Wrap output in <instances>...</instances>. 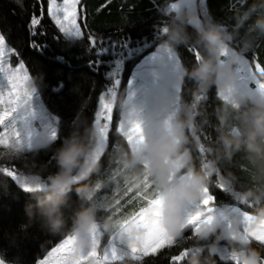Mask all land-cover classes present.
<instances>
[{
    "label": "snow or ice",
    "instance_id": "snow-or-ice-1",
    "mask_svg": "<svg viewBox=\"0 0 264 264\" xmlns=\"http://www.w3.org/2000/svg\"><path fill=\"white\" fill-rule=\"evenodd\" d=\"M16 3L23 8L22 0H16ZM40 5L39 14L34 10L29 15V21L26 25L30 41L29 47L33 50L42 52L48 45L34 39L38 35L45 15L44 0H36ZM199 4L203 18L211 24V17L206 9V0H179L167 5L161 11L165 17H169L172 12H178L182 6L189 8ZM247 0H234L229 5L230 10H235L237 5L243 7ZM78 5L81 11L78 14ZM106 6V5H105ZM35 9V5L32 6ZM26 11V10H25ZM47 16L54 22L58 32H60L68 43L79 42L87 36L89 51H94L95 59L89 61V67L94 71H99L101 66H106L108 71L104 73L107 84L98 95L96 109L92 113V119L89 121L95 129L92 139L95 142V150L90 153V157L97 163L108 153L109 144L113 152L123 148L126 153H138L147 146V138L143 122L134 119L135 108L133 101L136 92L133 90V81H128L127 103L120 106L117 115L116 101L121 86V72L125 59L132 53L130 52L129 38L114 41L111 37L97 36L93 32H85L86 24L78 22L83 20V8L81 0H47ZM188 25L195 30L203 27L197 17H190ZM227 30V26L224 25ZM154 34L150 42L152 47L157 49L159 56L154 55L153 60L159 59L161 63V76L167 86L162 92L164 97L173 98V107L165 109L166 118L162 123V131L158 135L171 133L173 130V120L181 104V96L186 89L187 76L184 72L185 64L180 47L192 57L189 64L198 63L202 59L200 48L191 43L181 44L178 47L160 46V40L165 38L168 31L163 25H154ZM40 35L45 33L39 32ZM230 43L235 41L236 47H239V40L232 35L227 37ZM236 47L221 45L220 63L223 64V57L233 56L234 61V88L240 94L255 98L264 96V64H261L258 58L253 57L250 61L245 55H237ZM110 59H103L104 57ZM15 58L16 63L13 64ZM218 79H223L224 74L218 73ZM40 74L32 77L25 61L17 48L10 46L4 32L0 31V161L7 159L9 163H0V176L9 180L26 194L38 191H46L48 187L47 178L41 175L27 174L19 170L13 161L21 158L25 153L33 150H46L49 146L55 144L59 139L60 117L52 113L40 102V93L35 80L40 79ZM65 87L62 81L57 87L51 88L56 93L59 89ZM232 89L217 90V98L221 101L230 100ZM201 102L207 99V94H201L197 97ZM233 106L239 109L241 106L232 101ZM86 105L81 107L84 111ZM78 118V117H77ZM39 121L40 130L36 129L35 123ZM76 121H73L75 124ZM195 125L186 130L188 143L185 144L187 152L191 155V149L195 146V155L201 168H209L207 141L210 137L204 129L193 131ZM123 141V146L121 145ZM63 143V141H60ZM5 150H7L5 152ZM55 162V156L50 157L49 164ZM121 164L120 160L116 161ZM151 166V157L145 158L142 167L145 171L141 174L139 181L140 187H137V178L132 176L129 179L121 181L122 187H117L114 191V202L105 206L99 200H94L96 212L101 210L110 212L114 220V227L111 233L102 230L100 223L94 224L86 233L88 240L86 247L77 249L75 241L79 233L70 232L59 243L41 259L38 264H117L129 258L135 264H144L148 259H155L163 256L167 264H184L190 255H202L208 252L212 256H217L220 260L231 261L232 264H241L240 253L228 249L225 241L216 248H210L209 243L203 246L184 247L183 244L189 239H196V234L202 223L211 222L214 214L223 221L221 231L225 235L231 233L233 228V219L237 221L236 227L240 233L250 242L255 244L262 252V261H264V220L256 221L250 212L243 210L239 205H245L248 208H255L257 204L250 201L241 202L238 198L234 200V206L231 214H225L221 206L216 205V196L211 192L210 186L201 189V197L198 201H186L188 204H195V210L183 214V221L180 225L183 236L180 238L170 234L163 226L162 219L164 213V202L166 199L167 188L178 183L185 173H189L187 161L182 159L175 162V171L168 175V185L156 187L151 183L150 172L147 171ZM35 167V164H33ZM218 167L211 168L209 176H216L215 187L223 193H236L230 184L220 176ZM121 172V168L113 170L109 174L110 180H115ZM90 175L74 174L71 178L73 186L89 178ZM101 183L94 185L95 191L100 190ZM143 202V206L130 216H122V210L128 203ZM151 209V210H149ZM98 221H100L98 219ZM242 225V229H241ZM137 231L133 233L132 227ZM191 232V237L185 235ZM215 231V230H214ZM121 232L124 235H121ZM107 236V240L102 246V238ZM127 237V239L125 238ZM180 247V251L175 255H166L173 247ZM0 264H8L5 259L0 258ZM18 264V262H17Z\"/></svg>",
    "mask_w": 264,
    "mask_h": 264
},
{
    "label": "trees",
    "instance_id": "trees-1",
    "mask_svg": "<svg viewBox=\"0 0 264 264\" xmlns=\"http://www.w3.org/2000/svg\"><path fill=\"white\" fill-rule=\"evenodd\" d=\"M170 2L171 0H81L83 20L78 19V22L82 24V28L86 24L85 32L90 31L97 36L111 37L114 41L122 40L125 37L129 38V50L132 55L125 59L122 66L121 86L116 101L117 110L124 98L126 83L132 68L141 57L155 49L150 44L154 34L153 26L163 25L166 22L168 17H165L161 10ZM233 2L234 0H206L205 6L208 15L211 17V23L226 25L227 30L232 31L235 23L234 14L251 5L254 0H247L245 6L240 7L237 5L235 10H230L229 5ZM256 2L259 3V0H256ZM22 4L23 8L16 3V0H0V31L4 32L10 46L19 50L31 76L36 77L37 74H40L41 78L35 80L40 98L47 109L60 117L61 123L58 129L60 139L55 144L49 146L46 150H33L25 153L13 163L19 170L27 174H36L47 178L49 174L57 171L56 162L49 164V160L61 145L60 141H64V138L73 131L79 134L84 131L85 127L91 126L89 121L92 119L98 95L107 84L104 73L108 71V68L101 66L97 72L89 67V61L95 59V54L94 51H89L87 36L79 42L68 43L65 41L63 35L58 32L54 23L47 16V0H44V19L38 29V35L34 39L48 45V47L43 49L42 52L31 49L29 47L31 38L26 25L32 11L35 10L39 14L40 5L36 4V0H22ZM33 5H35V9L32 7ZM80 11L81 6L78 5V14ZM198 12L201 24L203 26L209 25V22L203 18L200 6ZM173 14L172 12L170 16ZM257 14L259 12L254 14L245 24V28L240 30L241 35L251 25ZM188 31L195 38L196 30L188 25ZM39 32L45 34L40 35ZM236 39L240 42L239 47H236L235 41L230 43L229 46L239 49L241 41L239 38ZM161 41L162 39L159 41L160 45H164ZM200 50L202 52V49ZM179 51L185 67L191 68L194 64H189L192 57L183 47H180ZM243 55L250 61L253 57L258 58L259 62L264 64V37L257 36L252 47ZM103 59L107 60L110 57L106 56ZM62 81H64L65 87L59 89L56 93L52 92L51 88L57 87ZM185 83L186 89L181 96L178 113L192 102L191 89L194 87V83L189 79ZM206 94L207 99L205 101L201 102L199 100L200 111L195 122L189 125L188 128L195 125L193 131L204 129L210 137V140L207 141L208 150L209 145L215 141L218 135V113L223 106V101L217 98L216 86H211ZM83 105H86V107L84 111H81ZM74 120L76 121L75 124H73ZM232 124L238 125L239 121H232ZM186 143H188V137L185 134ZM121 145L123 146L122 140ZM128 154L123 148L113 152L110 142L108 153L99 162L97 170L92 172L88 179L73 186L69 194L72 204L75 206L79 203L76 187L84 184L94 186L96 183H101L102 187L100 190L95 191L94 200H99L105 206L112 204L114 199L118 198L114 197V191L117 187H122L121 181L134 176L131 173H128L127 176L121 175L120 172L115 180L109 179V174L113 170L121 168V164H117L116 161L120 160L121 162ZM211 158L208 154V159ZM0 163H9V161L5 159ZM33 164H35V167H33ZM191 165L196 170L201 169L195 155L194 145L191 149ZM259 166L260 161L249 158L243 149L235 153L231 160L221 159L216 164V167L221 170V177L226 176L228 173L233 174L234 184L230 186L239 190L248 187L259 188L264 183V181L258 179ZM216 180L217 177L212 176L206 185L211 187V192L216 196V204H234L231 193H223L217 190L214 186ZM34 203L35 198L31 194L24 193L9 180L0 176V258L5 259L8 264H17V262L18 264H37L39 259L43 258L53 246L71 232L70 220L65 229L58 234H51L41 228L38 220H33L27 229L22 228V225L29 224L25 207ZM142 206V201L128 203L123 208L121 215L130 216ZM239 206L250 213L255 210V208H248L245 205ZM110 214V212L101 210L97 213V218L103 221ZM185 235L191 237L192 233L189 231ZM107 238V236L102 238V245ZM206 243L209 242L189 239L183 246H203ZM221 243L224 242L221 241ZM252 246L258 248L255 244ZM227 247L231 250L228 245ZM179 251V246L173 247L166 255H175ZM201 257L202 259L214 260L215 264H232L231 261L220 260L217 256H212L208 252L203 253ZM117 264H135V262L126 258L124 261L117 262ZM144 264H167V261L161 256L155 259L150 258ZM184 264H187V260Z\"/></svg>",
    "mask_w": 264,
    "mask_h": 264
},
{
    "label": "clouds",
    "instance_id": "clouds-1",
    "mask_svg": "<svg viewBox=\"0 0 264 264\" xmlns=\"http://www.w3.org/2000/svg\"><path fill=\"white\" fill-rule=\"evenodd\" d=\"M258 12L251 25L241 35L240 30L245 28L247 21ZM192 14L191 9L181 8L168 17L164 23L168 31L161 41L169 47L191 43L202 49V59L191 68H184L187 78L194 83L191 89L192 102L177 114L174 130L170 134L159 139L150 138L151 142L143 151L129 153L121 161V175L127 176L131 173L136 176L137 187L141 186L139 178L145 171L142 165L146 156L151 157V166L147 171L150 172L151 183L156 187L168 185V175L176 170L177 160L187 161V168L191 175L185 173L178 183L169 186L164 202L162 224L177 238L183 236L180 225L184 219L182 209L185 202L200 199L201 189L209 181L211 168L216 167L221 159L231 160L235 153L243 149L249 158L260 161L258 179L264 181V96L253 99L240 94L234 88L235 57H223L224 63L221 64L222 58L219 55L221 45H229L227 40L229 35L241 41V47L235 50L237 55H243L250 49L257 36L264 37V0H259V3L254 0L251 5L236 12L233 17L235 23L232 31L226 30L220 23H211L197 29L196 36L193 38L188 31V20ZM254 33L256 35H253ZM221 72L224 78L218 79L217 74ZM211 86H217L220 89L231 88L232 97L230 100L223 101V106L218 113V135L208 147V153L212 157L209 160L210 167L196 170L191 165V155L184 147L185 134L200 111L197 97L206 93ZM232 101L241 107L237 109ZM232 121H239V124L233 125ZM94 134L95 129L89 126L85 127L82 133L77 134L73 131L64 138L63 143L54 153L57 171L47 176L46 191L31 193L35 203L26 205L25 212L29 224L22 225V228L27 229L33 220H38L41 228L51 234H58L65 229L70 220V231L80 234L75 241L78 250L87 246L88 240L85 233L94 224L99 222L103 231L112 232L115 223L113 218L108 216L103 221H98L94 200L89 199L95 195L94 186L84 184L76 187L79 203L75 206L69 195L73 189L71 178L74 174L91 175L98 168V164L90 157V153L95 150V142L92 139ZM221 178L230 185L234 184L232 173ZM233 191L236 193L233 196L234 200L238 198L241 202L250 201L257 204L251 215L256 221L264 220V183L259 188L248 187L239 190L233 187ZM236 223L237 221L233 219L231 233L225 235L221 231L223 221L214 214L211 222L200 225L195 238L201 242H209L210 248H216L221 241H225L231 251L241 254V264H264L261 250L250 244L235 226ZM131 231L133 233L137 231L135 226ZM121 235L123 236L124 233L121 232ZM187 264H215V261L202 259L201 255H190L187 258Z\"/></svg>",
    "mask_w": 264,
    "mask_h": 264
},
{
    "label": "rangeland",
    "instance_id": "rangeland-1",
    "mask_svg": "<svg viewBox=\"0 0 264 264\" xmlns=\"http://www.w3.org/2000/svg\"><path fill=\"white\" fill-rule=\"evenodd\" d=\"M173 2H179V0H171L170 3H173ZM181 8L191 9L193 14L190 17H197L200 19L199 14H198L199 4L191 8L187 6H182ZM160 46L168 47L166 45H160ZM154 55L159 56V53H157L156 48L153 51L141 57L138 60L137 64L132 68L130 76L126 83L124 98L119 104V109H120V106L123 107L125 103H127L126 95L129 91L128 81L129 80L133 81L132 88L136 92V97L133 101V106L135 108V115L133 118L139 119L143 122L145 135L147 138V145L151 142L150 138L159 139L167 134H170V133H164L158 136L162 131V123L167 115V112L165 111V109H171L174 103L172 97L162 96V92L165 90L167 86L165 85L162 79V76H161L160 60L159 59L153 60ZM15 63H16V60L14 58L13 64ZM217 90H218V87L216 86V91ZM40 102L44 105L41 98H40ZM119 109L118 110L116 109L117 115L119 114ZM179 110H180V107H179ZM178 111L176 112L174 120H173V130H174L176 116H177ZM34 123H35L36 129L40 130L39 121H36ZM216 205L217 206L220 205L221 210L224 211L225 214H229V215L231 214V209L234 206V204H230V203H222V204H216ZM193 210H195V204L194 203L188 204L187 202H185V205L182 209L183 214L188 211H193ZM241 229H242V225H241Z\"/></svg>",
    "mask_w": 264,
    "mask_h": 264
}]
</instances>
